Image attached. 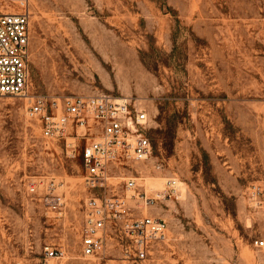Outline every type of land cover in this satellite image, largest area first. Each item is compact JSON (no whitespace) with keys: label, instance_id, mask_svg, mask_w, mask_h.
Wrapping results in <instances>:
<instances>
[{"label":"rangeland","instance_id":"374dc122","mask_svg":"<svg viewBox=\"0 0 264 264\" xmlns=\"http://www.w3.org/2000/svg\"><path fill=\"white\" fill-rule=\"evenodd\" d=\"M31 13L33 91L130 97L151 116L153 153L129 175L149 195L181 181L177 198L142 202L169 237L136 264H264V0H31ZM26 107L0 95V264H131L117 246L82 255V158L47 142ZM39 179L66 193L62 213L29 193ZM45 244L66 256L47 260Z\"/></svg>","mask_w":264,"mask_h":264},{"label":"built area","instance_id":"2783aa9c","mask_svg":"<svg viewBox=\"0 0 264 264\" xmlns=\"http://www.w3.org/2000/svg\"><path fill=\"white\" fill-rule=\"evenodd\" d=\"M31 18V0H0V95L25 99L27 115L38 122L43 138L57 144L68 157L81 156L85 184L91 190L83 203L82 255L103 259L117 246L123 261H146L155 246L168 239L169 224L152 211L143 213L142 202L152 207L181 193V181L176 176L167 177L163 189L149 195L140 181L144 177L129 175L130 166L145 164L153 153L151 116L130 97L105 92L66 96L34 92ZM119 177L124 180L121 186L109 180ZM57 188L53 179L28 184L29 193L40 192L44 205L62 213L68 199L66 193L56 192ZM262 193L261 184L251 186L254 201L258 202ZM129 198L136 202L131 204ZM255 244L264 248V238H257ZM43 252L49 260L65 257L67 250L45 244ZM15 264L29 263L18 257Z\"/></svg>","mask_w":264,"mask_h":264},{"label":"bare ground","instance_id":"6f19581e","mask_svg":"<svg viewBox=\"0 0 264 264\" xmlns=\"http://www.w3.org/2000/svg\"><path fill=\"white\" fill-rule=\"evenodd\" d=\"M164 179L162 177H158L152 181L153 188H160L163 185Z\"/></svg>","mask_w":264,"mask_h":264}]
</instances>
